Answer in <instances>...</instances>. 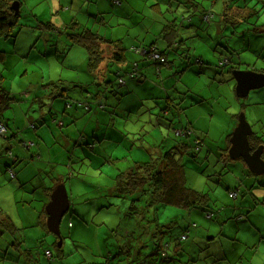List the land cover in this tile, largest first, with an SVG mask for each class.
<instances>
[{
  "label": "rangeland",
  "instance_id": "rangeland-1",
  "mask_svg": "<svg viewBox=\"0 0 264 264\" xmlns=\"http://www.w3.org/2000/svg\"><path fill=\"white\" fill-rule=\"evenodd\" d=\"M14 1L19 3L17 23L7 35L0 36V84L7 92L2 98L8 102L1 110L2 117L16 123L13 129L7 127L5 136H0V145L3 143L0 147V219L10 220L16 229L11 232L0 225V264H205L210 261L209 253L216 245L205 248L202 241L206 229H211L212 234L220 228L214 222L218 214L214 211L220 205L235 201L226 187L240 186L243 192L251 189L256 195L264 189L260 181L264 174L244 175V161L231 159L228 151L221 150L227 147L226 136L234 129L240 112H244L252 130L264 136V86L239 97L233 75L234 70L264 73V0H247L249 15L242 9L229 8V14L240 13L235 26L220 27L224 0L222 4L213 2L211 23L201 21L197 14L191 15L200 20L197 28H190L193 37L188 45L191 42L192 57L178 63V73L170 84L173 89L169 100L162 98L156 100L157 104H151L147 93L141 90L139 96L122 98L115 109L111 104L113 100L107 99L112 93L102 85L107 96L103 99L106 107L101 109L95 105L86 111L83 106L75 105L79 115L62 126L58 121L64 120L61 113L68 107L63 105L61 97L49 96V89L53 88L50 82L63 87L66 81L70 84L67 90L70 97H84L85 86L78 87L71 82L75 80L67 78L76 79L80 73V79L94 76L87 67L86 50L76 46L74 50L78 52L69 55L63 43L67 34L74 31L69 26L72 18L78 25L76 31L86 27L101 36L122 38L129 46L134 40L139 43L142 39L159 37L163 19L160 11L151 5L158 2L161 11L168 6L165 0H121L124 4L121 11L119 5L113 4L115 0H12L10 7ZM243 4L242 0H237V5ZM244 13L248 16L242 19ZM184 14L189 15L190 11ZM49 22L56 28L50 33L52 45L45 40L46 32L41 26ZM58 38L62 41L56 43ZM48 49L50 53L46 54ZM66 51L70 62L63 63ZM193 57L202 59L203 63H194ZM225 57L230 63L220 68L219 61ZM97 89L95 84L87 86L93 95ZM157 91L160 92V87L154 88V96L159 95ZM89 101L92 103V98ZM51 104L59 108L55 107L56 110ZM75 107L68 110L75 111ZM94 111L99 114L94 115ZM30 114L36 115L35 122H28ZM96 117L102 118L99 129L94 122ZM110 118L115 122L111 126ZM172 119L178 124L179 121L192 122V133L187 137L191 146L181 160L186 184L206 195L213 216H208V211L200 207L147 205L144 197L136 199L131 209L132 197L120 198L113 190L117 173L133 166L136 160L145 161L163 153L177 142L179 137L170 129ZM25 128H29V134L33 132L42 137L38 141L40 146L37 148V142H32L26 161L10 165L14 172L11 177L3 160L17 154V145L22 140L20 133ZM73 128L79 133L85 129L87 138L82 141V137L72 151V145L68 144L74 142L71 136L75 133L70 132ZM14 132L17 136L13 137ZM94 132H99L100 145L95 144L91 149ZM197 138L199 148L195 150L193 143L195 145ZM8 149L12 151L11 156L7 154ZM19 171L21 175L17 174ZM40 178L44 185L39 183ZM58 181L65 184L70 201L60 223L62 242L59 246L57 235L34 223V217L43 214L50 190ZM250 198L245 201L253 206L250 212L256 209L264 221V200H258L263 199L262 195L255 196L257 200ZM240 200L242 203V197ZM170 220L173 223H168ZM234 222L236 227L243 223L235 219ZM71 223L74 226L71 227ZM187 229L190 236L181 241L179 251L171 253L172 244ZM243 232L247 233L239 230L240 237L230 234L226 239L229 243H243L247 237ZM194 234L200 238H195ZM161 236L170 240L168 246L161 243L163 249H160ZM46 250H51L50 258ZM200 253H205L206 257L198 261Z\"/></svg>",
  "mask_w": 264,
  "mask_h": 264
},
{
  "label": "trees",
  "instance_id": "trees-1",
  "mask_svg": "<svg viewBox=\"0 0 264 264\" xmlns=\"http://www.w3.org/2000/svg\"><path fill=\"white\" fill-rule=\"evenodd\" d=\"M162 1V0H160ZM166 5L168 7H165V10L161 11V5L157 2L152 7L157 10L156 6H159L161 18L163 19V26L161 27L162 30L160 32V36L162 39L166 40V43L168 44L165 48V50H161L155 43L156 39L154 41L150 42L148 45L146 44H140L135 43L128 47V51L135 54L140 59H146L152 64L160 66H168L173 65V68H175L176 74L178 73V63L174 62L176 60V55H179V60H183V58L192 57L191 54V44L188 41H191L192 39V33L190 31V28L194 27L197 28L199 26L200 20L194 19L191 15L197 14L198 16H201V21H206L208 23H211L212 17L214 15L213 11V2H220L222 4L221 0H165ZM243 4L242 6L237 5V0H224L222 12L221 15L223 17L222 21L220 22L221 25H233L239 23L238 16L240 13L235 12L234 14L227 13L229 8H236V9H242L243 11H246L248 14L249 7L246 6L247 0H242ZM12 0H0V36L7 35L12 30V25L17 23V17L18 14L14 12L13 9H11L10 4ZM113 4H117L120 6L121 0H115ZM181 4V10H176V7H178ZM190 11L189 15H185V11ZM237 11V10H236ZM199 12V13H197ZM176 13V14H175ZM244 13L242 19H245L248 15ZM257 15H260V12L255 11ZM170 15V17H169ZM172 15V16H171ZM177 18V20L174 18ZM187 16V17H186ZM172 18V19H171ZM187 18V21L185 19ZM186 22V24H184ZM74 24H77L76 22ZM119 24V23H118ZM49 27V24H44ZM210 27V26H209ZM71 28V27H70ZM76 29V28H75ZM70 32L68 34V40L71 44H76L81 47H83L87 52V58H88V70L90 73L94 75L95 78V85L97 89V93L92 96L95 100H93V103H96L98 108L104 109L106 106L105 103H103V99L106 96V93L102 91V85L105 86V88L110 90L112 95H115L117 98L121 97L122 94L117 91L120 86H123L126 82L127 78H133L137 79L142 76V72L140 69V63L139 60H133L129 63V66L127 69L122 70L121 68L125 61L126 57L124 56L126 52V47L124 46V42L122 41V38H118L115 40H111L105 37H102L97 31H92L91 29H88L86 27L79 29V31ZM183 31H185V36H183ZM182 34V35H181ZM189 35V37H186ZM159 36V37H160ZM111 50V51H110ZM152 50L157 51L160 56L164 58V61L155 60L154 58L149 56V52ZM144 51V52H143ZM125 57V58H124ZM192 60L196 63H203L202 59L198 57H193ZM174 62V63H173ZM230 63V59L225 57L224 59H220L219 66L220 68L228 65ZM115 68H113V65H115ZM218 66V67H219ZM263 68V67H262ZM264 69V68H263ZM158 72V71H157ZM119 79L123 81L122 84L119 83ZM57 88H60L62 90H59L63 92L64 87H60L58 83H56ZM62 86V85H61ZM173 88H162L160 89V92H158V96H154L153 92L147 93V96L151 102V104H157L158 99H170L169 93L172 91ZM106 91V92H107ZM101 92V95H100ZM60 93V92H59ZM7 94L6 90L1 87L0 85V105L5 104L7 101L4 100L3 97ZM91 97V98H92ZM90 96H86L83 99H73L68 98V102L66 103L67 106H74L75 105H81L85 108L86 111L91 110V104H90ZM92 98V99H93ZM115 98L113 99V101ZM2 102V103H1ZM4 106H0V111L3 109ZM77 108V107H75ZM116 111V110H115ZM167 108L164 110V114H166ZM76 119V118H75ZM74 119V120H75ZM3 122L4 125L7 128L6 123L4 120L0 117V122ZM67 120L59 121V125L62 126L66 123ZM69 122L73 121L68 120ZM171 121V127L170 129L174 133L175 136L179 137L177 138V142L169 145V147L163 152L159 153L158 155L155 154V156L150 157L149 159L145 161L136 160L133 162V166L125 169L124 171H120L115 176V184L113 185V190H115V194L120 198H130L131 204L130 208L133 209V202L137 199H140V197L145 198V203L147 205H155V206H174V207H180V208H191V207H200L203 210L208 211V216H213L214 212L213 210H209L210 205L207 202L206 195L201 192L197 191L195 189H192L186 184V178L184 175V168L182 165V155L185 154L187 151H189V147L191 146L190 143L187 141V137L192 133V127L191 126H185L183 128H177L175 126L174 119ZM114 118L112 123L114 124ZM162 126V125H161ZM160 126V131L162 132L161 128L163 126ZM7 133V132H6ZM163 136V135H162ZM94 137V135H93ZM186 138V139H185ZM198 139V140H197ZM195 140V145L193 143V146L195 147V150H198L199 148V141L200 139L197 138ZM86 140L85 138L82 139ZM24 142H26L23 139ZM250 144L253 146H256L259 143H264V136L261 133H258L257 131H254L249 136ZM72 145V147H71ZM78 143L73 142L69 145L71 147V150L73 151L77 147ZM90 145V144H89ZM94 140L92 141L90 148L93 149L94 147ZM24 146V145H23ZM10 150V149H8ZM70 150V151H71ZM225 150L226 149H221ZM8 154V153H7ZM12 155V151L11 154ZM223 153H220V156H223ZM11 164H9L7 167H11ZM242 172L244 175H255L250 170H247L246 168L242 169ZM264 183V180H262ZM261 186V185H260ZM263 186V185H262ZM227 191H233L235 193V196L232 197L233 199H237L242 197V200L245 202L250 199L257 200L255 198L254 192L249 189V192H243L240 189V186L235 187L233 189H230L229 187H226ZM241 193V194H240ZM239 194L241 197H239ZM240 200V199H239ZM258 200H264V199H258ZM252 202V201H251ZM243 203L240 204L242 206ZM251 209L253 206L250 207V205H245V208ZM216 213V211H215ZM238 215L234 216L237 217ZM233 217V218H234ZM237 218H243V215H239ZM168 223H173V220H170ZM0 225L4 227V229H7L11 232L15 229L12 222L6 218L0 219ZM192 226H195L194 223L191 224ZM156 231L153 232L155 234ZM181 236H185L183 239H181ZM190 236V230H185L179 237L177 238V241L172 244V252L179 251L181 247V241H184ZM61 237V236H60ZM160 241V249H163V245L161 243H164L166 246H168V243L170 240H165L164 238L159 237ZM62 239V238H61ZM157 241V243H159ZM58 243V242H56ZM170 245V244H169ZM59 246V245H58ZM206 248V247H205ZM50 251V250H49ZM51 254V252H50ZM170 254H167L169 256ZM52 256V254H51ZM50 256V257H51ZM49 257V258H50ZM169 258V257H168ZM171 258V257H170ZM197 260H199L197 255ZM193 261V260H192Z\"/></svg>",
  "mask_w": 264,
  "mask_h": 264
},
{
  "label": "crops",
  "instance_id": "crops-1",
  "mask_svg": "<svg viewBox=\"0 0 264 264\" xmlns=\"http://www.w3.org/2000/svg\"><path fill=\"white\" fill-rule=\"evenodd\" d=\"M116 5L117 4H115V6ZM123 5L124 4L121 2L120 6H118V7H121L120 8L121 11L123 10L122 9ZM156 7H157V10L160 9L159 6H156ZM181 7L182 6L180 4L178 7H176V10H179ZM113 9H114V7H113ZM18 12H19V10H18ZM169 17H170V15H169ZM174 18H175V16H174ZM175 19L177 20V18H175ZM73 20H75V19L72 18V21L69 24V26L71 27L70 29H75L76 26H78L77 24H74L76 21H73ZM46 24H49V27L42 23L41 26L44 27V28H42V27L41 28L45 29V32H46L45 40L49 41L50 45H52L53 44V42H52L53 38H52V35L50 33L53 30H55L56 28L53 27V25L50 22L46 23ZM160 24L161 25H160V29H159V33L158 34H160V32L162 30L161 27L163 26V21L160 22ZM184 24H186V23H184ZM107 25H109V22H107ZM220 27L222 28L221 24H220ZM46 30H49V31H46ZM58 34H60V33L58 32ZM68 34H67V37L65 38V41L63 43H64V45H65V47H66V49H67V51L69 52V55H70L71 52L72 53L73 52H75V53L78 52V50H74V47L79 46V45L71 44L70 41L68 40ZM185 35H186L185 31H183V36H185ZM102 37H105V38H108V39H111V40H115V38L108 37L106 34H102ZM154 38H156V41H155L156 43L155 44L161 50H163V49L165 50V48H166V46L168 44L166 43L165 39L161 38V36H160V39H158L159 37H156V36L150 37V39H147V41H143V39H142L141 41H139V43L148 45L150 42L154 41ZM59 40H60V42L62 41L61 38L60 39L58 38V40H56V43H58ZM186 41H188V40H186ZM135 43H137L136 40H134L132 44H135ZM124 46L127 48L126 52H124L125 53L124 56L126 57V61H125L124 65L121 67V68H123L122 70L127 69L128 66H129V63L131 61L140 59L135 54H133L130 51H128V47L130 45L127 46V45L124 44ZM67 51L64 54L65 59H64L63 63H65V61L68 58V56H66ZM49 53H50V50L49 49L46 50V54H49ZM179 58H180V56L176 55V60L174 61V62H176V64L181 61V60H179ZM183 60H186V58H183ZM67 61L70 62L69 60H67ZM139 63H140L139 65H140V69H141V72H142V76L137 78V79L127 78L126 77V82L123 85V87L117 89V91H116V92H118V94L119 93L123 94L120 98L119 97L117 98L116 96H113L112 94H108L109 95L108 97L106 96L108 100H113L115 98V100L111 102L112 106L115 107V109L118 107V101L121 102L122 98H124V97H134L135 95L139 96L140 95L139 91L141 92V90H143L146 93H149V92H153L154 88H158L159 89V87H160V89H162L161 87H164V86L167 87V88H171L170 84L172 82V78L176 74V72L174 70L175 68H173V65H171V64L168 65V66H166V65H164V66L158 65V67H157L156 65L152 64L151 62H149L146 59H140ZM194 63H196V62H194ZM69 65H70V63H69ZM81 75H82V73L77 75L76 79H75L74 76H71V78H67L70 81L71 80H75V81H71V82L72 83L74 82V84H76V86H78V87L81 86V88H83V86H85L84 90H85V92H87V94L84 95V97H80V95H79L77 97H71L73 99H83L86 96H90V98H91L93 96L92 93L87 90V86H91L92 84H95L96 81H95L94 76H93L92 79H87V76H82V78L80 79L79 77ZM88 75H90V74H88ZM50 84H51V86H53V88H52L53 90L49 89V96H51V97L57 96L58 98L61 97L62 100H63L62 103H63V105H65V107H68V108H71V109L74 108V106H67L66 105V103L68 101L67 99L70 98V96H69L70 94L67 92L68 88L70 87V84L68 82H66V81L63 82V84H62V86L64 87L63 92L59 91V89L56 86V82L53 81V82H50ZM60 90H62V89H60ZM72 94H73V96H75L74 93H72ZM95 96H97V95H95ZM93 100H95V99L93 98L92 99V103L90 102L91 110L96 105V103H93ZM55 101H56V99H55ZM133 101H136V99L134 98ZM107 102H109V101H107ZM5 104L2 103V105H0V106L1 107L2 106L5 107ZM50 106H53L54 109H56L59 105L51 104ZM68 108L64 109L63 113L59 112V113L62 114L61 115L62 118L64 120H67V121L69 119L70 120L75 119L79 115V114H77V112H78L77 108L74 109L75 111H70V110H68ZM98 114H99L98 111H94V115H98ZM54 116H57V115L54 114ZM0 117L4 120V122L6 123L7 127L9 126L10 129H13V126H16V123L13 120L12 121H8V119H5L4 117H2V111H0ZM27 118H28V122H35L36 115H31L30 114ZM51 118H52V120H55V119L58 120V118H56V117H51ZM110 119L113 120V118H110ZM101 120H102V118L98 119L96 117V121H94V122H96V128L97 129H99V124H101L100 123ZM59 121H63V120H59ZM236 123H237V121L234 122L233 127L235 126ZM110 126H111V124H110ZM175 126L177 128L178 127L179 128H183L185 126H191L192 127V122L191 121H189V122H187V121H184V122L183 121H179V124L176 123ZM112 128L115 129L114 127H112ZM58 131L61 132L60 130H58ZM228 131H229V129H228ZM70 132L75 133V135L71 136V138L76 143H78L81 140L82 137L85 138V139L87 138V136L85 135V129H83L82 133L77 132L76 128L71 129ZM231 132H229L227 134V136H226V138H228V142H229V137H230ZM34 134L35 133H33V132L29 134V128H25L23 131H21L20 135L22 137V140L20 139L21 140L20 141L21 144L17 145V150H16L17 154L15 153L12 156V158L8 157L6 160H3V163H5L3 166L6 167V166H8L6 164H12V163L18 162L19 160L26 161L27 152L33 148V146H31L32 142H35V141L37 142L36 143L37 144V148L40 146L39 145L40 143L38 141H41L42 137L39 134H37V135H34ZM93 134H94V137H93L94 144L100 145V138L101 137L99 135V132H94ZM14 136H17V132L13 133V137ZM25 138H29L28 139L29 141H26L27 143L30 142L29 147H24L23 146V143H24L23 139L26 140ZM66 140H68V142H69V139H68L67 136H66ZM72 143L73 142H69L68 145H70ZM2 145H3V143H1L0 147ZM229 145H230V142L227 144V147L225 148L226 150L228 149ZM22 166L24 168V165H22ZM244 168L249 170L245 163H244ZM19 173L21 175L22 171H19L17 174H19ZM17 177H19V176L17 175ZM262 180H264V176H262L260 181H262ZM59 182L60 181H58L56 183V185ZM39 183L41 185L44 183L42 178H40ZM233 184H235V183H233ZM229 186H231V185H229ZM54 188L55 187H53L50 190V193L52 192V190ZM254 195L255 196L262 195V197L264 199V189L261 190V194H257L256 195V193H254ZM239 199L240 198L237 197V199H235L234 202L231 201L229 204L220 205L219 209L215 210V211L218 212V214H217V218H215L214 222H216V224L219 225L220 228L216 231V233H212V234H211V229H206L205 240L202 241L203 242L202 245H204L205 247L209 246L210 248H212V246L214 244L216 246H215V248L213 250L211 249L212 252L209 253V255L212 256L211 260L206 262L205 264H264V234H263L264 221L262 219V214L259 213V212H256L255 211L256 209L253 212H250L251 209H248L247 207L245 208V205H247L248 203L244 202L243 201L244 199L242 200L243 205L240 206L241 200H239ZM74 210L75 209H73V211ZM241 214L243 215V218H241V219L237 218ZM236 215H238V216L234 217V218L232 217V216H236ZM46 217H47V214H46V209H45L43 214L40 213V214H37V216L34 217L35 218L34 219V223L35 224H39L40 226H42V228H44L47 232H51L47 228ZM230 219H233V220H230ZM234 219L236 220V222L237 221H239V222L243 221V223L239 224V227H236ZM69 224H70V221L67 223V225H69ZM70 226L72 227V226H74V224L71 223ZM239 230L247 232V233L243 232L244 235L245 234L247 235V237H245V241H243L241 239L243 241V243L242 242H238V243H235V242L231 243L230 242L229 243L227 241V239H226V236L230 235V234H234L235 236L240 237V235L238 234ZM196 233L197 234H203V232H198V231H196ZM194 236L197 239L200 238L196 234H194ZM20 245L21 244H19V246ZM50 252H51V250H50ZM204 255H206V254L205 253H203V255H201V253L198 254V258H199L198 261L203 260V258L206 257ZM257 255L259 256L258 259L256 258Z\"/></svg>",
  "mask_w": 264,
  "mask_h": 264
},
{
  "label": "water",
  "instance_id": "water-1",
  "mask_svg": "<svg viewBox=\"0 0 264 264\" xmlns=\"http://www.w3.org/2000/svg\"><path fill=\"white\" fill-rule=\"evenodd\" d=\"M18 2L14 1L11 9L18 13ZM236 81V92L239 97H245L250 90L264 86V73L257 71L234 70ZM254 131L247 121L244 112L238 114V121L232 130L227 149L228 157L231 159H242L247 168L255 175L264 174V143L256 146L250 144L249 136ZM70 207L68 192L64 183H58L50 194L46 203V225L48 230L57 235L58 245H61L60 222L65 212Z\"/></svg>",
  "mask_w": 264,
  "mask_h": 264
},
{
  "label": "built area",
  "instance_id": "built-area-1",
  "mask_svg": "<svg viewBox=\"0 0 264 264\" xmlns=\"http://www.w3.org/2000/svg\"><path fill=\"white\" fill-rule=\"evenodd\" d=\"M149 56L152 57V58H154L155 60L164 61V58L162 56H160V54L157 51H155V50H152L151 52H149ZM119 83L122 84L123 81L121 79H119ZM6 132H7V128L4 125V123L1 121L0 122V136H5L6 135ZM23 145H24V147H28L29 146L27 142H24ZM8 154H11V150H8ZM7 169L10 171V173H9L10 176L11 177H14V172L11 171L10 167H7ZM229 193H230V195L232 197L235 196V193L233 191H230ZM184 237L185 236H181V239H183ZM45 253H46V256L47 257H50L51 256L49 250H46Z\"/></svg>",
  "mask_w": 264,
  "mask_h": 264
}]
</instances>
